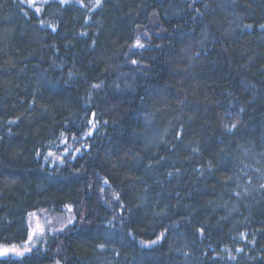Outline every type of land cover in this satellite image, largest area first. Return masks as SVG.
Returning <instances> with one entry per match:
<instances>
[{
    "label": "trees",
    "instance_id": "trees-1",
    "mask_svg": "<svg viewBox=\"0 0 264 264\" xmlns=\"http://www.w3.org/2000/svg\"><path fill=\"white\" fill-rule=\"evenodd\" d=\"M81 2L0 0V264H264V0Z\"/></svg>",
    "mask_w": 264,
    "mask_h": 264
},
{
    "label": "rangeland",
    "instance_id": "rangeland-1",
    "mask_svg": "<svg viewBox=\"0 0 264 264\" xmlns=\"http://www.w3.org/2000/svg\"><path fill=\"white\" fill-rule=\"evenodd\" d=\"M22 3L26 4L37 14H41L44 5L51 1H57L63 4L73 2L76 4H82L81 0H20ZM98 6V5H97ZM97 6H94L97 7ZM75 215L69 210L63 213H53L48 211H42L38 214H34L30 217L31 221V235L30 238L21 244L13 245H1L0 246V258L8 257H21L35 247H38L43 243V239L50 233H55L56 231H61L67 225L71 224L75 220ZM43 240V241H42ZM59 264V263H56Z\"/></svg>",
    "mask_w": 264,
    "mask_h": 264
}]
</instances>
